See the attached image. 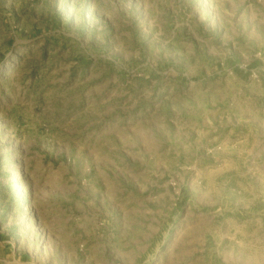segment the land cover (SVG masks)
Returning <instances> with one entry per match:
<instances>
[{"label": "rangeland", "instance_id": "1", "mask_svg": "<svg viewBox=\"0 0 264 264\" xmlns=\"http://www.w3.org/2000/svg\"><path fill=\"white\" fill-rule=\"evenodd\" d=\"M0 264H264V0H0Z\"/></svg>", "mask_w": 264, "mask_h": 264}]
</instances>
